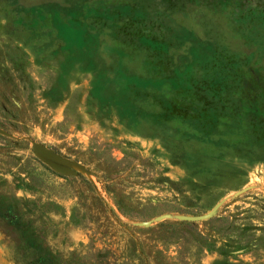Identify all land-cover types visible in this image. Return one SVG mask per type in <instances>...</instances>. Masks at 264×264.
Returning <instances> with one entry per match:
<instances>
[{
	"label": "rangeland",
	"instance_id": "obj_1",
	"mask_svg": "<svg viewBox=\"0 0 264 264\" xmlns=\"http://www.w3.org/2000/svg\"><path fill=\"white\" fill-rule=\"evenodd\" d=\"M0 264H264V0H0Z\"/></svg>",
	"mask_w": 264,
	"mask_h": 264
},
{
	"label": "water",
	"instance_id": "obj_2",
	"mask_svg": "<svg viewBox=\"0 0 264 264\" xmlns=\"http://www.w3.org/2000/svg\"><path fill=\"white\" fill-rule=\"evenodd\" d=\"M39 153L42 154L43 156H45L46 158L53 160L55 162L61 163V164H68L69 161L67 159L62 158L61 156H59L58 154L49 151V150H45V149H39Z\"/></svg>",
	"mask_w": 264,
	"mask_h": 264
},
{
	"label": "trees",
	"instance_id": "obj_3",
	"mask_svg": "<svg viewBox=\"0 0 264 264\" xmlns=\"http://www.w3.org/2000/svg\"><path fill=\"white\" fill-rule=\"evenodd\" d=\"M181 224H187V223H181Z\"/></svg>",
	"mask_w": 264,
	"mask_h": 264
}]
</instances>
